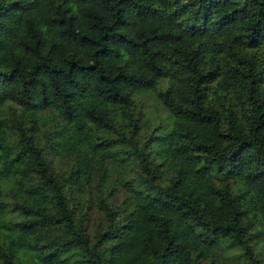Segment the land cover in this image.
Returning a JSON list of instances; mask_svg holds the SVG:
<instances>
[{
  "label": "clouds",
  "instance_id": "obj_1",
  "mask_svg": "<svg viewBox=\"0 0 264 264\" xmlns=\"http://www.w3.org/2000/svg\"><path fill=\"white\" fill-rule=\"evenodd\" d=\"M56 3L71 33L53 0H0V264H264V166L244 118L264 103L252 0H119L118 17L97 6L103 32L94 0ZM45 177L78 235L51 222ZM153 206L171 210L166 231L145 224Z\"/></svg>",
  "mask_w": 264,
  "mask_h": 264
},
{
  "label": "trees",
  "instance_id": "obj_2",
  "mask_svg": "<svg viewBox=\"0 0 264 264\" xmlns=\"http://www.w3.org/2000/svg\"><path fill=\"white\" fill-rule=\"evenodd\" d=\"M97 6L101 11L110 9L115 13V16H119V0H99V4H95L90 8L87 12V16L89 22L92 24L94 28L99 29L103 32L109 25L103 23V17L97 14ZM253 6V22L249 27V35H256L257 31H264V0H252ZM184 8H195V15L192 19L195 21L200 15L203 13L207 15L208 6L204 3H201L199 8H196L195 3H191L189 5H184ZM53 19L58 20L61 23L65 24L66 30L71 33L72 24L71 21L67 17V10L64 8L63 3H56V0H53ZM114 26V25H112ZM31 44L37 45L39 44V40L36 38L35 34L33 35V39ZM30 46L26 44V47ZM188 57H185V62H187ZM16 68L19 69V64L16 65ZM35 71V68L33 69ZM21 76L27 79V76H30L31 73H25V71L21 70ZM246 121L250 124L249 129V137L250 141L253 143L254 147L257 150L258 155V163L264 166V103H255L249 113L244 117ZM17 127L21 133L23 134L22 125L18 122L14 125ZM23 148L28 149L29 144L25 143L22 145ZM33 156L38 165L42 169H44V160L42 158L41 152L32 150ZM48 180V187L50 191L54 194V199L57 204V208L59 209L57 216L52 218L53 223L56 224H66L67 228L73 231L74 235H78L73 228V217L71 211L65 206V196L61 191V185L50 178L45 177ZM169 197L172 199L180 200L182 204L187 206V209L193 214L199 215L200 209L197 203L193 202L190 198L181 199L176 196L174 193H169ZM179 206V205H178ZM102 208L103 206L100 205ZM171 211L170 209H166L163 206H153L151 208L144 209V222L146 225H152L153 223L157 224L161 231H166L165 229V221L161 219L167 212ZM172 238L169 237V246L172 244ZM85 245V251H87V242L81 241ZM88 264H106V261L102 255L95 254L92 255L88 261Z\"/></svg>",
  "mask_w": 264,
  "mask_h": 264
}]
</instances>
